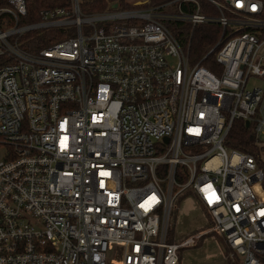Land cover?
<instances>
[{"label":"built area","instance_id":"obj_1","mask_svg":"<svg viewBox=\"0 0 264 264\" xmlns=\"http://www.w3.org/2000/svg\"><path fill=\"white\" fill-rule=\"evenodd\" d=\"M84 1L22 24L25 0H0V264H179L202 236L172 240L186 200L226 260L262 264L264 172L224 147L236 121L264 147V0H203L215 14L201 0ZM165 23L219 27L218 70L191 64ZM50 28L65 39L19 47Z\"/></svg>","mask_w":264,"mask_h":264},{"label":"trees","instance_id":"obj_2","mask_svg":"<svg viewBox=\"0 0 264 264\" xmlns=\"http://www.w3.org/2000/svg\"><path fill=\"white\" fill-rule=\"evenodd\" d=\"M118 1L122 9H133L131 5H127L125 0H85L82 3L81 10L84 13H100L108 9V3ZM149 3L145 7L158 6L171 2L173 0H148ZM202 13L215 14L213 7L206 1L201 0ZM27 15L23 19L22 24H35L39 21V13L47 8L59 5V0H25ZM166 27L171 30L174 37L184 47L189 62L191 64L203 65L211 71H217L216 64L212 54L208 55L209 51L214 47L219 39L220 29L217 26L199 25L192 28L190 25L184 23H165ZM65 39L64 30L62 28H50L34 30L22 34L19 39V47L29 54H37L40 50L47 48L57 42ZM206 56V57H205ZM205 57V58H204ZM225 146L229 149L235 150L239 153L248 154L252 156L259 168L264 172V165L260 160V154L264 151V147H257L255 145L252 127H246L243 122H234L227 138ZM264 189V179L262 181ZM216 239L222 244L225 253L228 250L223 240L214 235ZM228 264H239V260H227Z\"/></svg>","mask_w":264,"mask_h":264},{"label":"rangeland","instance_id":"obj_3","mask_svg":"<svg viewBox=\"0 0 264 264\" xmlns=\"http://www.w3.org/2000/svg\"><path fill=\"white\" fill-rule=\"evenodd\" d=\"M134 1L138 0H128L130 4ZM115 23L120 24L121 22ZM257 83H259L257 80H252L249 87ZM261 141L264 142V136ZM224 148L227 154L232 151L226 146ZM260 160L264 165V151L260 154ZM205 222V217L190 200L174 206L171 217L172 240L179 242L202 234L195 247L178 252L179 264H228L225 259L227 254L219 240L213 235L204 233L206 231Z\"/></svg>","mask_w":264,"mask_h":264},{"label":"water","instance_id":"obj_4","mask_svg":"<svg viewBox=\"0 0 264 264\" xmlns=\"http://www.w3.org/2000/svg\"><path fill=\"white\" fill-rule=\"evenodd\" d=\"M245 126L248 127V122H245ZM262 262L264 263V258L262 259Z\"/></svg>","mask_w":264,"mask_h":264},{"label":"snow or ice","instance_id":"obj_5","mask_svg":"<svg viewBox=\"0 0 264 264\" xmlns=\"http://www.w3.org/2000/svg\"><path fill=\"white\" fill-rule=\"evenodd\" d=\"M101 175H107V173H101ZM209 202L211 203L212 201L210 200ZM262 214H264V213H262Z\"/></svg>","mask_w":264,"mask_h":264}]
</instances>
